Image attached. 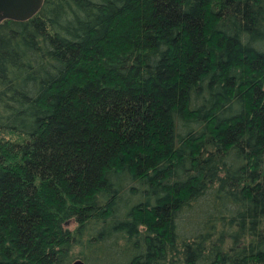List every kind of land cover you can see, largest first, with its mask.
<instances>
[{
	"label": "trees",
	"instance_id": "trees-1",
	"mask_svg": "<svg viewBox=\"0 0 264 264\" xmlns=\"http://www.w3.org/2000/svg\"><path fill=\"white\" fill-rule=\"evenodd\" d=\"M264 264V0H43L0 22V264Z\"/></svg>",
	"mask_w": 264,
	"mask_h": 264
},
{
	"label": "water",
	"instance_id": "water-1",
	"mask_svg": "<svg viewBox=\"0 0 264 264\" xmlns=\"http://www.w3.org/2000/svg\"><path fill=\"white\" fill-rule=\"evenodd\" d=\"M43 0H0V22L5 19L23 21L32 17L42 6ZM70 264H86L77 258Z\"/></svg>",
	"mask_w": 264,
	"mask_h": 264
}]
</instances>
